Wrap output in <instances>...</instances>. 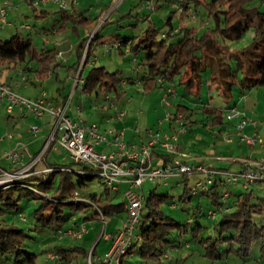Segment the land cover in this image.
Segmentation results:
<instances>
[{
	"label": "trees",
	"instance_id": "obj_1",
	"mask_svg": "<svg viewBox=\"0 0 264 264\" xmlns=\"http://www.w3.org/2000/svg\"><path fill=\"white\" fill-rule=\"evenodd\" d=\"M186 1L188 0H183L185 4ZM191 1L194 2L195 8L204 4L208 9V15L215 20V27L209 28L201 36H198L194 29L187 27L178 28L176 29L179 30L178 32L172 33L174 28L171 24L172 18L169 17L166 24H169L170 30L166 32V36L161 34V38L158 37L160 28L154 24L136 36L118 37L121 53H124L125 47H129L128 49L134 54L145 52L144 72L138 78H129L128 82L133 83L138 79L142 84V90L149 92L156 86H162L164 82H172L179 77L181 85L188 84V87L196 91L200 81V70L207 64L205 58L210 57L212 60L217 58L216 56L226 47L222 41L238 39L252 27L255 29L253 42L241 52V55H244L243 61L238 63L245 74L240 79V86L245 93L243 90L245 87L251 90L264 85V9L261 5H252L256 0ZM57 13L61 16V22L55 31L63 30L68 22L75 24L76 29L78 25L85 27L91 22V17L70 13L68 9H58ZM50 14L51 12L47 10L35 11L37 18H47ZM94 19L96 21L98 17ZM43 28L47 27L41 29ZM100 35L101 29H97L90 43H88L89 36L81 38L77 45L78 62L82 59L86 47V58L89 57L91 46ZM176 35L179 36L177 42L173 40ZM58 53L57 47L45 44L40 48L35 40L29 37L26 39L20 34L3 40L0 37L2 62H7L9 65L26 63L23 66V71L26 72L30 62L34 60L37 67L30 66L29 70L42 79L58 66ZM245 60H248V66L245 65ZM215 62L209 64L213 69L216 66L219 72L216 74L213 70V73L217 81H222L221 84H216L223 89L226 96H229L236 84L235 73L228 62L223 63V60ZM123 81L121 70L111 72L107 66L97 64L84 78L83 90L85 93L104 91L106 97L108 92L114 91L116 98L120 95L118 88ZM111 100H114V97ZM198 109L183 103L178 104L174 116L181 114L188 120L195 113H199ZM199 110L201 114L211 118L212 126H220L224 123L223 108L209 104ZM49 167L55 170L17 180L8 188L0 187V263L2 264H38L41 255L46 264H67L69 261L83 264L90 252L92 255L97 254V244H92L90 249L83 242L90 231L82 238L74 239L60 238L58 230L78 226L81 222L87 223L88 218L102 222L101 213L105 221L109 217L126 214L125 199L116 202L120 188L111 195L109 191L111 189L104 184L94 168L88 165H75L72 161L67 164L54 161L49 163ZM259 172L263 175V179L255 182L264 181V169ZM96 178L105 185L106 194L98 195L91 191L89 183ZM212 184L214 185L210 189L197 194L200 197L206 195L215 203V208L209 209L215 212L214 217L209 216V211L205 215L200 200L193 205V196L188 190H184L179 197L169 193H158L155 188L150 190L143 199L140 224L135 231L139 239L131 247L132 256L141 257L143 264H264V197L255 201L253 190H249L251 183L247 187H244L243 183H237L242 184L245 190L234 194L230 192L225 199L231 198V200L225 202L221 197L226 188L221 190L219 187L222 184L218 180ZM227 187L230 189V186ZM22 195L32 196L36 200L38 207L32 212L33 220L52 231L45 239L49 244L46 250L32 249L29 240L33 237L29 231L15 224V219L21 220L23 213L26 219L21 221L26 222L29 219L25 209L19 207V199ZM187 204H192L195 208L194 212L189 213L190 211L186 210ZM167 206L171 209L179 208L187 211L192 220L191 218L186 221L179 220L165 210ZM203 215L207 216L210 224H203L200 221ZM67 223L71 224L66 227ZM89 228L91 230L90 226ZM255 243H259V248L253 252ZM185 250L188 252L183 256ZM49 251L56 252L58 257L49 261L47 256ZM174 255L176 263L173 259ZM231 257L232 261H229ZM122 264H131L129 257L124 258Z\"/></svg>",
	"mask_w": 264,
	"mask_h": 264
},
{
	"label": "rangeland",
	"instance_id": "obj_2",
	"mask_svg": "<svg viewBox=\"0 0 264 264\" xmlns=\"http://www.w3.org/2000/svg\"><path fill=\"white\" fill-rule=\"evenodd\" d=\"M14 1L19 6V8L12 11L10 10L9 17L12 13L15 14V25L7 26L4 30H2L0 36L2 40L9 39L15 34H20L26 39L29 37L32 40H35V42L41 48L45 44L47 46H53L55 42L57 43L58 41H63L64 39H66L65 36H67L71 38L73 44L78 45L82 40L81 38H85L87 36L90 37L88 41V43H90L92 38L91 36L94 34V32L97 29H101V32L103 34L102 36H104V38L101 40V42L99 41L97 43V41H95V43L91 46V54L89 55V57L86 58L85 53L83 54V57L81 59L82 64H87L85 72H82V77L85 78L87 76L89 70L93 67L94 64L105 65L109 70H111V72L121 70L124 81L119 84L118 91L121 94L122 101L127 102L128 100H134V104H143L142 108H146L148 110V116L143 119V123L145 124V127L148 126L149 129H145L144 127H142V130L146 132H148L150 129H153L154 131L160 130L159 133L162 137L165 135V132H169L170 134L177 133L181 129L182 124L177 123L174 118L169 120L168 114L171 113L172 115H174L177 111L178 104L183 103V105L201 109L202 107L211 103L212 106L223 108L225 110V120L224 123L220 126H207L201 121L191 126H187L186 124H188V120L184 118V124L186 125V128L184 129V131L178 132L176 144L177 146L181 144L180 154L183 156L182 158L187 157L189 153L191 154L190 156H188L191 157L190 161L188 162L191 166L200 164L215 166L214 164L223 162L225 164H228L229 167L227 170L236 171L239 168L241 169V162H232L233 158L243 156L242 161H262L264 159V147L262 144H260V142L257 141L255 145L243 143L233 147L235 143H237V141L232 144L231 142L227 141V138L233 137V135L231 134H235V132L229 134V131H226V128L224 129V127H227L228 125H234L237 122V118L228 120L226 117V113L230 109L229 107H233L240 111L246 110V117L249 120L256 121L257 124H259V127H257L256 125H254V127L257 130L256 132L258 133V135L264 138V85L258 88H251V90L245 87L243 88V90H245V93L242 92L240 79L243 78L245 74L244 72H242L243 69L238 65L239 62L243 61L242 57L244 55H241V52L244 49L250 47L253 42V38L255 36L254 28L251 27L242 37L238 39L222 41L223 45H226V47H224L225 49H223L221 53L216 56L217 58H213V60L210 59V57L205 58L204 61L207 64H205L200 70V81L199 86L196 87V91H192L191 87H188V84L181 85L179 83L180 79L178 77L175 80L176 83H166L162 86H156L149 92H145L139 86L133 85L132 83L128 82L129 78H138L144 72L145 63H143V61L145 60V52L140 51L137 54L128 53L123 55L116 48H110L109 45H111L112 43L113 34H121L122 37H133L143 33L150 25L154 24L156 25V27L160 28L158 31V37L161 38L162 33H166L170 30V26L169 24H166V21L167 18L172 17L173 24L176 28H191L195 30L194 32H196L198 36H201L209 28L215 27V20L208 15V9L204 4H200L197 8H194L196 10V17L192 18L191 14H189V11L185 10L184 12H181L173 7L170 4L171 0H153V2L156 4V9L154 10L145 7L148 0H106L104 14L102 16L99 15L101 17L98 16V20L95 21L93 16H96V14H98L100 10L91 9V6H93V0H78V2H80L78 8L84 10L88 9V12L90 13L91 11L93 15L92 25L89 29V31L91 32L86 33L87 30L80 27L81 30L79 37L74 30L75 24H73L72 22L69 23L67 31H65L64 34H62V32L60 33L59 31H55L57 27L56 25L59 22L60 18V15L57 13L58 9H61L59 5L50 2L48 4H45L44 6L42 5L43 7H48L46 9L50 10L51 14L47 18H37L35 16V11L38 10L33 7L29 0ZM203 1L204 0L200 2ZM258 4H260L261 8L264 9V0H256L252 3V5ZM72 7L73 6L71 5L70 9H72ZM146 14L149 17H146ZM108 18L109 20L113 21L107 22ZM23 23L29 24L33 28H22L21 26ZM42 27L47 28L41 29ZM38 28H40L41 30H39ZM178 31L179 30H177V32ZM99 39H101V37H98V40ZM178 39L179 36L176 35L174 39L175 42H177ZM77 50L78 48H76V50H73L74 52H69V50L65 46H62L58 51L60 55H58L57 59L62 65H65L67 68H63L64 66H61L58 70V74L53 73V78L51 76H47V78L44 79V81L42 80L41 83L37 84L36 82V86H34L33 84L31 85L28 80L23 81L21 79L22 74H20L21 76L19 75V72L21 73L22 68L26 65V63L19 62L17 65H14L13 63L9 65L7 63L6 72L4 74H1V79L4 82L9 80H14L15 83L17 82V85H21L20 88H18V91L21 92V95L25 97L35 96L38 91L40 94V92L45 90L48 97L54 98L58 95V88L63 89L64 84H66V86L63 89V94L68 95L71 92L74 78H76L78 74H75L68 68L78 61ZM220 60H223V63L228 62L231 66V70L235 73L234 79L236 80V84L235 87H233V90L230 92L229 96H226L223 89L221 87H218V85L216 84H221L222 82L220 80L217 81L214 74H217L219 70L215 68L216 66L213 69V66L209 64H214L215 61L218 62ZM64 61L67 62L64 63ZM244 63L246 66H248V60H245ZM30 65L37 66V63L33 60L32 62H30ZM66 69H68L72 73L69 74L68 70ZM213 70H215L214 73ZM30 76L34 77L32 74ZM222 77H224V75H222ZM25 83L26 85H28V87L24 86ZM172 86L175 87L176 92L170 94L167 89ZM82 87L83 86H79L74 92V97L71 101V107L76 110L80 106L83 109L82 114L84 117L82 118L89 122H97L98 124L102 125V122L110 113V109H112V107L110 106L112 101L110 100V98H108V96L112 99L116 96L115 92H109L106 98V93L104 91L85 93L83 92ZM199 109L198 111L201 112V110ZM197 114L195 115V118L201 119V117ZM203 118L204 115H202V119ZM205 121L207 122L208 120L205 119ZM220 130H222V134H219ZM233 139H235V136L233 137ZM133 144H136L138 146L139 142H134ZM98 150H103V147L99 146ZM219 155L223 157V159H221L222 161H220V159L214 160V158L218 157ZM55 158L59 160V163L61 162V157H58L59 159L57 157ZM42 162L44 163L45 167L49 166V164L46 163L47 161H45V159L40 163ZM66 162L71 163L69 156L66 159ZM205 179L206 177L204 174L200 172H192L188 175L185 174L184 176L180 177H172L162 183H152L147 181L143 184L142 188L145 196H147L149 191L154 188L158 193H169L177 197H179L184 190H188L193 196V205L197 204L198 200H200L202 211L206 215L209 209L215 208V203H213L207 196L200 197L199 194H194V191H199V193L202 191V189L199 188L197 184L198 182L200 183L201 180L205 181ZM89 186L91 188V191L96 192L98 195L107 193L105 185L100 183V180L98 178H96L93 182H90ZM119 188L120 192L118 193L116 202L118 200H124L123 193L126 189V185L120 184ZM243 190L245 189H239V191ZM249 190H253L255 194V201H257L260 197H264V181L251 183L249 186ZM109 191L111 195L115 193L114 189H111ZM232 192L233 194L237 193L235 189L232 190ZM223 200L226 199L223 198ZM230 200L231 198H229V201ZM3 207L6 208L5 206ZM19 207L25 209L29 219L26 222H23L21 220L16 221L15 219V224L19 227L27 229L29 231V234H31V236L33 237V239L29 240V246L32 249H38V251L48 249L49 244L45 239L51 234L52 231L50 229L48 230V228L43 227L41 223L35 221V219L33 220L32 212L36 207H38V203H36V200L33 199L32 196L22 195V197L19 199ZM185 208L187 211H190L189 213H192L195 210L192 204H187ZM165 210L168 213H172L181 221H186L188 220V218H191L187 211H182L179 208L171 209L167 206L165 207ZM124 215L125 214L122 213L118 216L116 215L115 217H109L106 221H102L103 224L96 220V223L94 224L96 226L95 229L90 231V234L83 242H85L88 248L91 249L92 244H94L98 239L100 240V243L98 244V249L100 250L105 244L102 238H104L106 234L111 232L112 226L114 227L116 224H118L119 220L123 218ZM205 215L200 217V221L203 224H210L207 216ZM68 224L69 223H67L66 225ZM211 224H213V221H211ZM101 225H103V228L100 230ZM35 228H37V230ZM258 248L259 243H255L253 245V252H255V250L257 251ZM183 252L184 256V254H186L188 250H185ZM42 258H44L43 255L40 256L38 264H46V261L42 260ZM174 258L175 255L173 256V259ZM129 260L131 261V264H143V259L138 256L129 257ZM229 261H232V257ZM239 261L242 260L239 259ZM174 262L176 263L177 261H175L174 259Z\"/></svg>",
	"mask_w": 264,
	"mask_h": 264
},
{
	"label": "built area",
	"instance_id": "obj_3",
	"mask_svg": "<svg viewBox=\"0 0 264 264\" xmlns=\"http://www.w3.org/2000/svg\"><path fill=\"white\" fill-rule=\"evenodd\" d=\"M36 10L44 3H55L62 9H68L76 3V0H30ZM170 4L181 12L189 11L191 17H196V10L188 7L183 0H171ZM156 4L153 0H148L145 7L156 9ZM12 9H17V4L14 0H0V36L2 30L7 26H12L13 22L9 19L8 14ZM22 28L32 29L29 24L23 23ZM177 30H173L175 33ZM166 36V33H162ZM92 37V36H91ZM3 62L0 57V71L2 70ZM21 79L27 80L25 72L21 71ZM76 82H84L82 73L79 72L76 76ZM167 91L175 93V87H169ZM111 99V97L108 96ZM112 100V105L114 104ZM168 103V102H167ZM70 101L65 104H56L46 91L43 90L36 97H25L20 95L13 86L0 80V110L3 105L8 113H12L16 108L22 113H32L37 118H42L47 115L54 118L53 127L47 135L41 149L36 154L32 155L29 152L28 142L18 141L13 147L0 152V160H6L10 163L11 168H6L0 164V187L8 188L15 184L17 180L27 178L35 174L48 173L55 170L53 167H45L38 169L37 165L44 159L46 160L49 151L54 144L60 145L65 149L73 164L88 165L94 168L104 184L109 189H118L119 184L125 182L127 187L124 191V199L126 201L127 217L122 220L121 227L114 233L106 234L105 238L110 241L107 250L102 254L88 255L83 264H122L124 258L130 257L133 254L131 247L134 242L138 241L139 237L135 235L137 226L140 224L141 211L143 207L144 195L140 191L143 184L147 181L152 183H162L172 177H180L192 172H200L205 175V181L198 182L197 186L206 191L209 185L218 180L225 186V191L221 198L229 196L227 186H232L237 183H243L244 187L248 184L263 179V175L259 170L264 169V159L262 161L244 160V167L238 171H231L208 165L200 164L191 166L186 159L173 156L177 151L176 140L178 132L184 131V116L177 114L175 119L182 124L181 129L177 133L165 134L163 137L159 131L149 130V141L142 145L129 143L125 140V130L118 127H107L102 129L97 122L85 121L82 116L79 118L71 117L68 113ZM82 112V109H79ZM228 120L239 119L236 125V135L240 141L255 145L258 142L264 146V138L258 135L257 132L250 135L245 132V127L248 124L257 126V122L249 120L246 115L235 108H230L226 113ZM126 115L125 110H120L116 107V119L123 120ZM168 119L173 115L168 114ZM40 130L39 124H30L29 132L31 136L37 135ZM8 138H12V133H6ZM233 137H228L230 142ZM104 144L108 150H98L97 146ZM156 144L161 145L168 152L169 159L163 165H153V148ZM29 160L26 161V156ZM189 153L187 155L190 156ZM199 191H194V194ZM209 216L214 217L215 212L209 211ZM102 221L105 217L101 213ZM26 215L21 214V220H25ZM90 231L86 222H81L78 226H71L66 229H59L60 238L70 237L80 239ZM48 259L53 260L58 257L54 251H49ZM67 264H77L75 261H69Z\"/></svg>",
	"mask_w": 264,
	"mask_h": 264
},
{
	"label": "crops",
	"instance_id": "obj_4",
	"mask_svg": "<svg viewBox=\"0 0 264 264\" xmlns=\"http://www.w3.org/2000/svg\"><path fill=\"white\" fill-rule=\"evenodd\" d=\"M105 1L106 0H93V3H92L93 6H91V9L100 10L99 13L96 14V16H93L92 13H91V11H90V13L88 12V9L84 10V9L78 8V6L80 5V2H78V0H76V3L73 5L72 10H70V13H73V14H76V15H78V14H84V15H86V17H91V22L90 23H87L85 27L78 25L77 29L76 28L74 29L75 32H76V34L79 37H80V30H81L80 27L85 28V30H87L86 33L91 32V31H89V29H90V27L92 25V19H93V17L95 18V17H98L99 15L102 16L104 14L105 5H106V2ZM45 4H48V3H44L42 5L44 6ZM42 5L40 7V10H47L46 8H48V7H46V6L43 7ZM186 5L188 7H192L193 6V8H195V4L191 0L186 1ZM18 8H19V6L17 5V9ZM12 10H15V9H12ZM47 11H50V10H47ZM9 15L10 14H8V17H9ZM101 16H99V17H101ZM145 16L146 17H149L147 14ZM15 17L16 16H15L14 13H12L11 16L9 17V19L13 22V25H15V19H14ZM112 21L113 20H109V18L107 19V22H112ZM60 22H61V16H60L59 22L57 23L56 26H58ZM69 23H71V22L66 23L64 29L63 30H60L59 32L60 33L62 32V34H64L65 31H67V27H68ZM171 24H172V27L174 29H178V28H176L174 26L172 19H171ZM102 35L103 34L101 32V35H100L101 39L97 40V43L99 41L101 42V40L104 38V36H102ZM119 36H122V35L121 34H115V35L113 34V38H112L113 40H112L111 45H109V46H110V48L111 47L116 48L121 53V50L119 49V44H118V41H119L118 37ZM65 37H66V39H64L63 41H58L57 43L55 42L53 46L57 47V50L58 51L60 50V48L62 46H65L69 50V52H74L73 50H76L77 45L72 43L71 38H69L67 36H65ZM128 48L129 47H125L124 53H121V54L124 55V54H128V53H132L130 51V49H128ZM86 49H87V47L85 48L83 54L86 53ZM58 55H60V53H58ZM58 55H57V58H58ZM57 61L59 63L58 66L54 67L48 73V75H47L48 77L51 76L53 78V76H54L53 73H57L58 74V70H59V68L61 66H64L63 68H67L65 65H62L58 59H57ZM67 61H64V63H66ZM81 61L82 60H80V62L77 61L78 63L76 62L75 64H72V66H70L68 68L70 70H72L75 74L76 73H79V72H81V73L82 72H85V69L87 67V64L86 63H83L82 64ZM6 65H7V62L3 63V67H1L2 70L0 71V80H2L1 79V74H4L6 72V67H7ZM30 66L33 67V68H36L37 67V66H34V65L33 66L30 65ZM30 66H28L29 68L26 69L25 74L27 76V80L29 81V83L31 85L33 84L34 86H36V82H37V84L38 83H41L42 80L44 81V79L47 78V76H45L44 79L40 78L38 75H36L35 72L29 70L30 69ZM93 66H95V64ZM22 70H23V68H22ZM66 70H68V69H66ZM27 73H30V74H27ZM68 73L70 74L72 72H70L68 70ZM20 74L21 73L19 72V75ZM31 74L34 77L30 76ZM176 78H178V77H176ZM176 78L174 79V81H172V82H164V84H166V83H171V84L176 83L175 82ZM5 82H8V83L12 84L13 87L15 88V90L18 93H20V95H21V92L18 91V88H20L21 85L20 86L17 85V82L15 83L14 80H9V81H5ZM160 83L162 84V81H160ZM132 84L133 85H136V86H139L140 88H142V84H141V82L138 79L135 82H133ZM24 86L25 87H28V85H26V83L24 84ZM65 86H66V84L63 85V89L65 88ZM79 86H84V82L77 83L76 82V79L74 78V82L72 84L71 92L68 95H64L63 94V89L58 88V92H57L58 95L56 97H54V98L53 97H50L56 104H65L67 101H70L69 108H68V113H69V115L71 117H74V118H79L80 116L84 117L83 114H82L83 113V109L80 106L76 110H74L71 107V101H72V99L74 97V92L76 91V89ZM83 92H84V90H83ZM38 94H39V91H38V93L36 95H38ZM36 95L35 96H27V97H36ZM133 101L134 100H128L127 102L126 101H122L121 94L118 97H116V98L114 97V102L115 103L112 105V102H111L110 106L112 107V109H110V111H109L110 113L107 115V117L102 122L101 127H102V129H105V128L110 127V126L118 127V128H123L125 130V140L127 142H129V143H132V142L133 143L134 142L135 143L136 142L138 143L139 142V145H142V144L147 143L149 141V133H148L149 131L146 132V131H144V130L141 129L142 127H144L145 129H149L148 126L145 127V124L143 123V119L148 116V110L146 108H142L143 104L136 105V104H134ZM210 105H211V103H210ZM116 107L118 109H120V110H125L126 111V115H125V117H124L123 120L116 119V117H115ZM80 108L82 109V112H79V109ZM241 111L243 113H245V115H247L246 110L245 111L244 110H241ZM195 115L196 114H194L190 119H188V124H186L187 126H191V125H193L195 123H199V121H201L203 124L204 123H207V126H212L211 125V118H209V117H207V116L204 115V118L208 120L206 122L204 118L202 119V115L203 114H201L200 111H199V113L197 115H199L201 117V119L195 118ZM171 119H169V120H171ZM85 121H87V120H85ZM175 121L177 123L181 124L180 121H178L176 119H175ZM53 122H54V118L52 116L47 115V116L42 117V118H37L32 113H22V111H20L17 108L12 113H8L6 111V109H5V105H3L2 108H1V110H0V152L4 151L5 149H9V148L13 147L18 141H23L24 140V141L28 142L29 152L30 153L32 152V155L33 154H36L39 151V149H41V147H42V145H43V143H44L47 135L50 133V131H51L52 127H53ZM238 122H239V119H237V122L234 125H228L227 127H224V129L226 128V131H229V134H231L232 132H235L236 133V128L235 127H236V125H237ZM35 123L40 125V130L38 131L37 135H35V137H34V136H31V134L29 132V127H30V124L32 125V124H35ZM212 127H214V126H212ZM257 127H259V124H257ZM161 131H163V130H161ZM256 131L257 130L255 129L254 124H252V123L251 124H248L245 127V132L248 133V134H250V135L254 134V132H256ZM258 131H259V129H258ZM8 132L9 133H12V135H13L12 138H8L6 136V133H8ZM166 133L167 134H170L169 132H165V134ZM222 133H223L222 130H220L219 131V134H222ZM231 135H233V137L235 136V139H233L230 142L233 144V143H235V141H237V143H235V145L233 147H235L237 145H240V144H243V143H247V142H244V141H240L239 138H238V136L236 134H233L232 133ZM247 144H249V143H247ZM180 145L181 144H179L177 146V151H176V153L173 154V156H177V157H181L182 158L183 156L180 154L181 153L180 152L181 151ZM99 146L100 147L102 146L103 149H106V150L109 149V148L105 147V145H103V144L98 145L97 146V149H98ZM68 156H69V154H68V152L65 149H63L58 144H54L53 147H52V149L49 151V153H48L47 158H46L45 161H47L46 163H48V164L51 163V162H54V161H56V162L59 163V160H57L55 157H57V158L58 157H61V162L60 163L67 164L66 159L68 158ZM169 156L170 155L164 149V147H162L159 144H156V146L153 148V165H163V164H165L166 161L169 159ZM29 158L30 157L27 155L26 156V161H28ZM242 158H243V156L242 157L240 156V157H237V158H233L232 159V162H241V168H242V165H243ZM183 159H186L189 162L190 159H191V157H185ZM215 159L216 160L220 159V161H222L221 159H223V157H221L219 155L218 157L214 158V160ZM70 160H71V158H70ZM154 160H155V162H154ZM191 162H193V161H191ZM0 164L2 166H5L6 168H11V166H12V165H10V163L8 161L3 160V159L0 160ZM214 165L215 166H213V165H208V166L218 167V168L221 167V168H226V169L229 167L228 164H225L223 162H220L219 164H214ZM37 166H38L37 167L38 169H44L45 168L43 162L40 163V164H38ZM238 168H236V169H238ZM238 170H240V168ZM238 170H236V171H238ZM120 184L126 185V187H127V184L125 182H122ZM120 184H119V187H120ZM213 185L214 184L209 185V189ZM230 187H231L229 189L230 192H232V190H234V189L237 192H240L239 191L240 188L241 189L242 188L244 189V187L242 186V184L232 185ZM219 188L221 190H224L225 189V186L224 185H220ZM140 191L145 196V193L143 191V188H140ZM204 196H206V195H204ZM221 200L222 201H225V202H228L229 201V198L227 200H223V198H222ZM126 215H127V211H126V214L124 215V217L119 220L118 224H116L114 227L112 226V230L109 233H113V232L117 231L121 227L122 220H124L127 217ZM87 220H88L87 221L88 225L89 226L91 225L90 226L91 227V230L90 231H92L96 227L94 224L96 223V220L97 219H94V218H90L89 219L88 218ZM98 221L103 224V222H101L100 220H98ZM70 224L71 223H69L68 225H66V227H68ZM102 228H103V225H101L100 230ZM100 230H99V232H100ZM102 239L104 240L105 244H104V246L100 250L98 249L99 248L98 244L100 243V242L98 243L99 240L97 239L95 241V243H94L95 245L97 244V249H96V253L97 254L104 253L107 250V248L109 247V245H110V241L109 240H107L105 237L102 238Z\"/></svg>",
	"mask_w": 264,
	"mask_h": 264
}]
</instances>
